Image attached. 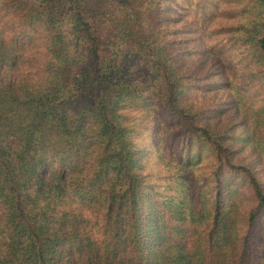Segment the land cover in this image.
I'll return each mask as SVG.
<instances>
[{
    "label": "trees",
    "instance_id": "16d2710c",
    "mask_svg": "<svg viewBox=\"0 0 264 264\" xmlns=\"http://www.w3.org/2000/svg\"><path fill=\"white\" fill-rule=\"evenodd\" d=\"M162 2L0 0V264H264V0Z\"/></svg>",
    "mask_w": 264,
    "mask_h": 264
},
{
    "label": "rangeland",
    "instance_id": "374dc122",
    "mask_svg": "<svg viewBox=\"0 0 264 264\" xmlns=\"http://www.w3.org/2000/svg\"><path fill=\"white\" fill-rule=\"evenodd\" d=\"M195 1L197 0H164V2L160 4L158 3L156 6L153 5V7L156 11L159 9L166 18L172 21V24L174 23L179 26L184 23L185 26L188 27L189 25L187 23H189V13L191 8L194 6ZM236 1L237 0H220L218 6L220 9L229 8L231 4H234ZM238 1L240 2V5L237 7L236 12L240 11V6L243 0ZM236 15L238 16L237 13ZM232 57L233 56H230V60L233 59ZM224 66L231 68L228 60L224 61Z\"/></svg>",
    "mask_w": 264,
    "mask_h": 264
}]
</instances>
